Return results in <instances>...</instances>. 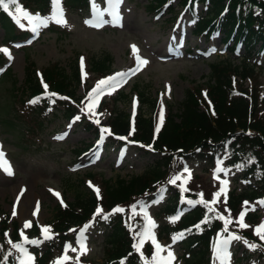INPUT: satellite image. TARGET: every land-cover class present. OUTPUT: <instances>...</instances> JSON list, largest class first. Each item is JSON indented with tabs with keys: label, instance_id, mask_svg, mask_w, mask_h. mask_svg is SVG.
I'll use <instances>...</instances> for the list:
<instances>
[{
	"label": "rangeland",
	"instance_id": "obj_1",
	"mask_svg": "<svg viewBox=\"0 0 264 264\" xmlns=\"http://www.w3.org/2000/svg\"><path fill=\"white\" fill-rule=\"evenodd\" d=\"M67 1L68 4L73 3L72 0ZM122 3L124 4L120 11L123 17L119 20L118 26L110 28L104 25L97 28L89 23L79 22L75 19L77 9L70 11L73 22L65 30H58L57 26L60 24L48 20L50 25L39 27L34 32L35 39L30 40L25 48L11 47L9 53L7 50L5 63L9 60L10 72L21 82L24 70L28 67L27 64L41 68L43 71L52 65H59L68 71L74 67L76 59L82 61L83 58V78L88 84L94 82L93 87L100 80L113 77L117 73H128L117 87L102 86L103 92L85 100V107L97 117L103 119L107 117L108 110L105 108V104L112 110V114L115 112L132 113L134 111L133 103L135 102V108L138 106L135 99H130L132 90L135 89L137 92L146 89L149 95L154 98L160 92L164 106H168V111H174L184 91L190 87L207 86L205 80L209 73V63L225 58L226 54H221L223 56L213 54L210 58L206 55L192 58L182 54L171 57L166 53L165 58L161 59L160 51L164 47L168 34L164 18L169 17V14L159 15L158 13L153 18L154 11L150 10L148 0H128V2L122 1ZM21 10L19 15L31 27L37 21L30 22L23 15L24 12L46 18L42 14H36L26 9ZM39 32L40 35H38ZM3 33L4 30L0 27V38ZM192 41L193 39L190 40L189 45L192 44ZM201 44L200 40L199 47ZM132 46L138 50L136 53L133 52ZM104 52L111 55L109 69H106L111 72V75L101 79L99 77L101 73H98V69L93 66L92 61ZM135 55L144 56L147 63L144 64L140 73L133 75L130 70ZM226 58L229 60L228 57ZM254 81L261 84L264 89V73ZM6 86H9L8 83L3 84L0 80V120L8 119L14 125H0V139L2 148L8 151L12 158L15 175L12 178L0 176V210L8 213L9 218L15 221L21 229L26 228V222L31 225L32 221H35L42 230L45 227L44 223L53 224L55 218L53 217L55 214L53 207L56 202L64 197L68 203L72 201V194L65 191L64 179L69 176L76 177L70 170V165L76 158L77 151L75 150L80 149L82 143L92 139L93 132L87 129L84 124L77 125L76 122H67L63 105L55 107L54 112L47 116L42 113L41 115L40 113L32 114L31 111L24 109L23 104L19 103V98L16 101L9 98L10 94L5 92ZM247 86L248 83H242L243 89ZM82 87L83 85H79L75 91L76 97L80 96ZM124 93L126 97L128 96L127 99L123 98L122 94ZM3 105H7L8 108L2 109ZM138 109V115L141 113L149 115L150 113V109L145 105H140ZM69 124L75 127L74 130L71 127L66 128ZM65 133H69L68 138L63 137ZM255 134L264 140V136L260 132ZM105 154L106 151L103 150L99 156L103 157ZM126 154L128 155V152ZM129 156L132 163L122 167L124 163L117 164V153L111 151L103 159L91 163L88 169H81L76 173L84 179L85 173L93 172V183L97 187L100 184L104 192L103 179L112 178L118 174L128 176L131 173H140L145 164L153 162V157L137 158L131 151ZM195 166L196 170L190 168L180 175L179 180L183 188H196L210 202L217 203L218 206L224 205L225 198L228 197L227 193L231 188H235L236 191L241 190L240 182L233 181L234 174L228 168L218 166L208 172H202L199 171L200 164L196 163ZM76 181H79L78 177H76ZM217 193L219 195H216ZM21 205L26 206V210L22 211ZM254 205V202L247 203L245 207L251 208ZM13 210L16 215L12 214ZM145 215L148 219L147 212ZM149 221L151 228L148 232L151 233V236L143 235V238L152 241V237H154L162 249L160 253L167 257L168 252L171 251L174 256L171 264H175L177 246L157 240L155 236L157 220L151 217ZM7 231L9 232V230ZM92 238L94 239L82 237L81 240L87 249L85 252H80V246L77 243L76 246L69 247V251L65 254L73 261L77 260L76 257H83L91 261L92 264H102V257L106 252L105 244L102 242L101 236ZM71 248L77 250L73 252ZM227 262L230 264L229 259ZM177 264H181V260H178Z\"/></svg>",
	"mask_w": 264,
	"mask_h": 264
},
{
	"label": "trees",
	"instance_id": "obj_2",
	"mask_svg": "<svg viewBox=\"0 0 264 264\" xmlns=\"http://www.w3.org/2000/svg\"><path fill=\"white\" fill-rule=\"evenodd\" d=\"M30 4L43 6L47 0H25ZM81 1V0H79ZM154 0H149L150 7H153ZM163 0H157L160 4ZM204 6L210 17L215 21L213 29H224L236 33L237 40L244 45L245 56L241 57L238 63H234L228 59L216 60L209 63V73L206 76L205 84L207 85V94L214 102L215 116H212L207 104L200 93V86L188 88L183 92L180 102L177 103L175 110L168 113L166 121L160 125L159 131H156L157 123L153 115V106L155 98L151 97L146 89L139 90L141 105H145L150 109L149 115L144 113L139 114L134 121L131 120L129 113H113L108 116L102 127L108 126L111 131V137L108 143L120 145V141L127 143L132 151L137 152L141 158L153 157L152 163H147L142 168L140 173H131L128 176L117 175L112 178L103 179L104 192L101 185H98L101 194L100 199H96V191L90 185L85 183L81 175L74 173L76 177H66L64 179L65 191L72 194V201L68 203L67 207L62 209L59 205H55V214L53 217V226L57 231L63 232L69 226L83 225L84 221L90 216L91 211L95 205L103 208L112 206L124 207L134 198H143L150 200L152 190L156 184L167 178L168 169L170 168L171 158L169 155H174L175 151L186 150L190 154L196 153V148H201L198 151L199 157L206 162L209 158V152L206 151L213 145L221 142L224 136L232 137L235 143H240L242 146H250L257 148L258 159L264 168V140L258 137L255 133L260 132L264 136V114L260 112L264 103V97L258 101V94L255 88L251 90L252 96L248 98L231 96L229 79L234 76L235 81L240 85L242 81H246V77L253 80V65L249 60H246V55L249 54L252 45L257 40L264 43V0H199ZM181 3H186V0H181ZM2 26L12 31L11 27L4 19ZM196 33H201L210 24L208 21H201L200 16L196 15ZM6 22V23H5ZM8 25V27H7ZM212 28L209 29V33ZM208 33V34H209ZM111 55L104 52L100 57H95L92 61L93 66L98 69V72H104L109 69L111 63ZM28 67L24 70L22 81L18 79L7 70L5 76L1 78L3 84L8 83L5 87V92L10 94L13 101L17 98L20 104L26 100L27 97L37 94L41 91V86L36 77L34 67L27 64ZM46 82L50 87L59 93H67L73 99L77 98L74 95L78 88V72L77 65L70 68L68 71L64 70L59 65H52L46 68L43 72ZM138 88V87H136ZM248 95L247 89H242ZM123 98L127 99L125 93ZM252 98V101L251 99ZM39 110H43L45 105H40ZM7 105H3L2 109H7ZM34 108L32 113L36 112ZM65 116H69L73 112V107L67 105ZM92 122V119H89ZM4 124L13 126L8 119L0 120V125ZM89 129V122L87 123ZM240 130V135H236L235 131ZM251 130L253 135H244V131ZM233 135V136H232ZM123 137L124 139H121ZM210 138V139H209ZM80 146L79 152L85 148ZM235 145V144H233ZM131 146V147H130ZM76 152V153H77ZM86 177L92 180L93 173L88 172ZM94 181V180H93ZM80 182V183H79ZM80 184V185H79ZM249 191V189L247 190ZM172 199L166 201L162 205L165 214H169L174 209V205L178 203L177 194L172 195ZM236 204V198L233 197L229 201V206L233 207ZM206 205V204H205ZM202 208L195 206L190 208V214H187L181 220V226L189 225L196 218L200 217ZM3 213L0 210V220H3ZM2 217V218H1ZM116 214H112L108 224L100 219L95 220V224L105 226L103 231V239L105 241L106 252L103 257L102 264H107L109 261H114L118 257L125 255L129 248L127 234L121 226V221L117 219ZM7 222V221H6ZM6 222H0V260L7 253V246L5 244L7 235L12 241L19 240V233L17 230V223L12 224V235H2L9 225ZM38 228L36 223L29 230V234L36 233L38 235ZM65 235V234H63ZM64 236H61L63 238ZM201 242L190 240L185 247V250L192 249L193 255L188 264H203L207 258V236L199 238ZM63 242V240H62ZM203 243V244H202ZM194 245L196 248H194ZM56 247L54 242L50 243L38 264H45L49 257H52L53 248ZM190 252V251H189ZM191 253V252H190ZM10 260H8L9 264ZM108 264H111L110 262ZM134 264V263H133Z\"/></svg>",
	"mask_w": 264,
	"mask_h": 264
},
{
	"label": "snow or ice",
	"instance_id": "obj_3",
	"mask_svg": "<svg viewBox=\"0 0 264 264\" xmlns=\"http://www.w3.org/2000/svg\"><path fill=\"white\" fill-rule=\"evenodd\" d=\"M57 4L59 3V0H56ZM108 2L112 5L111 10L108 8H104L103 11L100 10L99 7H97V0H90V4L94 9L95 12V24L93 26H101L105 23H118L119 22V13L116 11L118 5L121 3V0H108ZM15 5L16 4V0H0V8H3L5 11H7L9 9V5ZM22 10L19 7H16V12L20 13ZM105 12H107L111 17L112 20H105L104 19V14ZM23 15L31 22L33 20L37 21V23L34 24V26L32 27V31L35 32L39 27L42 26H46L48 23L49 18H41L38 15H29L27 12H24ZM50 19L57 23V24H64L66 21L63 18V12L62 10H60L59 8L57 9V11L55 13H53V15L50 17ZM85 23H90V21H85ZM133 48V52L136 53L138 50L135 48V46H132ZM0 51H4L7 52L6 49H0ZM137 68L130 70V71H136L139 69L141 64H146L147 61L146 60H141L139 57H137ZM82 63H83V58H82ZM128 75V73H117L115 76L113 77H109L107 79H103L100 80L97 85L89 92L88 97L91 98L92 95L94 93H96L97 95L100 94V92L104 91V88L102 86H107L109 88H115L117 87L121 81L124 80V78ZM45 88H47V85H45ZM35 101H30V103H34ZM133 108L135 109V102L133 103ZM77 119H79V117H77ZM160 121L161 123L163 122V108H161V116H160ZM160 128V124H157L156 127V131L158 132ZM109 130L106 128H102L101 129V133L103 134L104 132H108ZM121 139H124L123 137H121ZM0 167H4L5 170L8 172V174H11L10 168L6 167V161L3 160V153L0 152ZM177 179H179V177H177ZM174 182V181H172ZM223 190V189H222ZM98 193V189L96 190ZM58 195V194H56ZM216 195H219V193H217ZM188 203H192V201H189ZM248 202H245V204H247ZM261 204H264V201L260 202ZM101 209L97 208L96 209V213L100 214L101 213ZM116 212H120L122 211L121 209L117 208L115 209ZM209 211H211V209H209ZM13 215H16L15 210H13ZM35 215V212L33 213ZM243 216H244V212L240 213V218H239V226L241 228H246L249 227L247 224L243 223ZM105 220L108 219L107 216L103 217ZM151 223V222H149ZM229 223V221H225V232L228 231L227 229V224ZM30 224L28 222H26L25 227H29ZM87 227V226H86ZM196 227H199V225H196ZM49 229L47 227H44L42 229V233L44 234V239L48 240L51 239L52 237L48 235L49 233ZM84 229H81V234H83ZM255 234L258 235L260 237L261 240H264V223H262L261 225L257 226L255 229ZM23 235V234H21ZM144 236H151V233L147 231V229L145 230V233L143 234ZM175 239V238H174ZM242 238L238 235H234V234H229L227 236L226 239L223 240H219L217 241L216 247H215V256L218 260L221 261V264H226L228 258H229V251H228V245L233 242V241H240ZM77 241L79 243L80 246V252L83 253L85 252L87 249L85 247V245L83 244V241L80 239V237H77ZM11 248L17 250L20 253V256L15 260V264H34V256L29 253V251L23 247L22 243H14L12 241H8ZM24 243H29L32 245H40L42 243L41 240H29L25 237L24 239ZM152 243L155 246V252L153 253L152 257H151V264H171V260L174 259V256L172 254L171 251L168 252L167 257H159L158 253L160 251H162L161 247L159 244L156 243L155 238L152 237ZM245 244H247L249 247L251 248H255L256 245L255 244H250L247 241H244ZM143 244V239H141L140 245H133V248L137 251L140 252L141 250V246ZM77 249L76 248H71V251L75 252ZM69 251V246H65L64 252L67 253ZM11 255V253H6L5 256L3 257V260H0V264H8V260H9V256ZM71 258L69 256H67L66 254L62 255L61 257H59L54 264H67V262L70 260ZM77 261H78V257H76ZM145 264H149L148 261H145Z\"/></svg>",
	"mask_w": 264,
	"mask_h": 264
},
{
	"label": "bare ground",
	"instance_id": "obj_4",
	"mask_svg": "<svg viewBox=\"0 0 264 264\" xmlns=\"http://www.w3.org/2000/svg\"><path fill=\"white\" fill-rule=\"evenodd\" d=\"M22 206V208H21V210L23 211L24 209L26 210V206H24V205H21Z\"/></svg>",
	"mask_w": 264,
	"mask_h": 264
}]
</instances>
